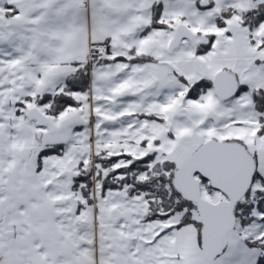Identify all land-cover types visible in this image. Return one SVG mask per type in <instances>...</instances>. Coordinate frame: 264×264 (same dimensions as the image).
Masks as SVG:
<instances>
[{
  "label": "snow or ice",
  "instance_id": "6c2138e0",
  "mask_svg": "<svg viewBox=\"0 0 264 264\" xmlns=\"http://www.w3.org/2000/svg\"><path fill=\"white\" fill-rule=\"evenodd\" d=\"M0 264H264V0H0Z\"/></svg>",
  "mask_w": 264,
  "mask_h": 264
}]
</instances>
